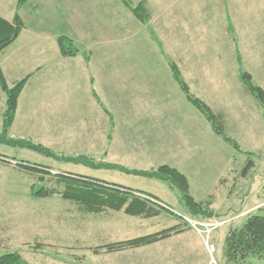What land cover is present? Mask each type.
Returning <instances> with one entry per match:
<instances>
[{"label": "rangeland", "instance_id": "rangeland-1", "mask_svg": "<svg viewBox=\"0 0 264 264\" xmlns=\"http://www.w3.org/2000/svg\"><path fill=\"white\" fill-rule=\"evenodd\" d=\"M17 1L0 0V16L12 20ZM140 1L131 0L133 4ZM145 1L146 22L137 18L122 0H29L19 10L25 24L23 31L1 55L8 83L12 86L31 74L24 90L25 98L33 94L31 89H35L36 95V88L46 86L45 80L56 89L73 87L77 92L80 86L79 93L85 94L84 98L79 101L80 94L71 95L73 102L80 105V111L90 108L87 100L92 97L109 114L110 151L109 157L100 159L104 165L123 166L116 162L123 158L124 162L133 161L143 168L137 170L169 165L187 176L191 194L197 201L209 203L215 215L208 219L195 218L181 199L183 206L176 209L177 213L173 212L190 232L174 240L175 247L188 248L183 255L175 253V264H264V257L257 255L230 256L225 244L230 228L241 227L248 217L264 207V106L242 79V73L247 72L264 89V0ZM60 36L71 40L74 56L62 55ZM171 63L178 66L191 92L220 115L225 135L238 144V150L215 132L202 112L184 99ZM41 65H46L43 71L38 69ZM89 89L93 93L88 97ZM3 98L7 99L6 94L0 90V157L2 154L10 157L0 161V255L17 251L30 264L81 261L89 264L82 257L86 247L77 251L59 244L34 252L24 245L25 239L39 238L45 226L47 233L56 226L54 230L63 236L88 229H78V222L65 220L68 216L65 208L72 205L71 200L59 194L33 195L34 190L58 188V185L37 181L36 174L21 169L18 163L47 162L44 153L7 143V140L32 141L52 151L54 156V151L69 145V141L63 142L64 138L83 137L89 131L87 123L21 121L19 117L5 137ZM63 99L69 98L63 96ZM92 123L101 132L102 121ZM115 143L116 151L112 150ZM88 144L86 139L79 142L83 148ZM118 153L125 158L115 155ZM249 161H253L254 167L244 176L243 169ZM65 166L77 168L72 170L78 173L118 182L150 181L105 169L86 173L83 165L64 164L56 168L70 170ZM50 173L46 175L48 181L59 172ZM158 186L162 198L174 204L179 192L168 188L173 195L170 196L162 184ZM43 214L47 215L45 225L40 222ZM28 216H31L29 221ZM59 217L62 222L53 224V218L59 220ZM165 217L158 227L175 219ZM195 221L214 222L207 227L195 226ZM116 225L113 233L118 235L131 230L123 226L124 221ZM107 227L103 231L107 232ZM93 228L92 234L97 232ZM101 246L95 248L100 250Z\"/></svg>", "mask_w": 264, "mask_h": 264}, {"label": "crops", "instance_id": "crops-1", "mask_svg": "<svg viewBox=\"0 0 264 264\" xmlns=\"http://www.w3.org/2000/svg\"><path fill=\"white\" fill-rule=\"evenodd\" d=\"M45 66L46 65H41L39 66L38 69H40V71L42 69L43 71L45 69L44 68ZM47 75L49 76L50 73H47ZM45 81H46L45 82L46 86L36 88V95H35V89L33 88L31 89L33 91V94L28 95L27 98H25L24 97L25 89L23 90L19 98L17 114L14 121H18L19 117H21V121H84L85 122L84 124L87 123L89 127V131H87V133H85L83 137L74 135L70 138L69 137L64 138L63 142L69 141L68 146L62 147L61 151H56V152L54 151L55 153L54 156L52 155L49 156L44 154L48 161L37 164H40L43 167H47L49 171L55 170L57 172L73 173V174L101 180L105 182L104 184L108 183L109 185H114L116 186V188L112 189L114 192L111 193V196L114 198L116 197L115 199H119L120 196H127V200L125 205L121 209H115L114 207H109L101 210L100 212H85L76 203L72 202L71 203L72 205H70V207L65 208L67 211L66 213H68V216L65 218V220L76 221L78 222V229L80 227L83 229L87 228L88 229L87 231L82 230L80 232H77L76 235L68 236L67 234L66 236H63L61 235V232H56L54 230L56 226H53L54 229L48 231V233L46 232L47 226H45V231L41 233V236L39 238L37 237L31 240L25 239L27 241L24 240L25 241L24 245L29 247L31 251L34 252H36L37 248L38 249L44 247L54 248L56 245L59 244L67 245L68 247H70L69 250L74 249L77 251L80 249L85 250L86 247L87 251L83 253L82 257H85V259L88 260L89 264L91 263L92 264H175L176 261L174 256L175 253L179 252L183 255L184 250H188V248L184 249L183 246L179 248L175 247L174 240L177 237L178 238L183 237L190 232V230H185L184 221H180L181 220L180 216H178L173 212L176 211V209H178V207H180L181 205L183 206L178 191L174 187H172L168 182L163 180L146 178L143 176L129 174L121 170L96 168L80 162L65 160L64 159L65 157L86 156L89 157L90 159H94V161L97 163L104 164L103 161L101 160H103V157H109V151H110V144L108 143L109 139L107 135L109 131L108 124L111 121H107V118L109 117L108 112L99 102L95 100H94L95 102L92 101V97L90 101L87 100V102H89L90 108H87L82 111L79 110L78 107L80 105L73 102L74 97H72L71 95L74 93L80 94L79 96H77L78 100L80 101V99H83L85 94H82L81 96V93H79V90L81 88L80 86H77L78 87L77 92H75L74 90L75 88L73 87H68V88L64 87L61 89H56L55 87L49 86L51 84H48L47 80ZM87 91H88L87 95L89 97L93 93V91L92 89H89ZM179 91L181 92V89ZM52 92L53 94L50 97L47 96ZM59 94H61L62 96L58 97ZM181 95L184 96L183 91L181 92ZM37 96L40 97L37 98ZM63 96H66V98L69 99H63ZM180 99H182V102L184 101L183 97H181ZM184 99L187 102H189L185 96ZM37 100L39 101L38 103ZM5 101L6 99L3 98V104H5ZM94 109H96V112L94 111ZM47 111L49 113H47ZM57 111H59V114H56ZM34 114H36L37 116H34ZM92 121H102L101 123L102 127L100 129L101 132H97L98 126L92 123ZM104 137H106V140H104ZM85 139L86 142H89L88 144L89 146L83 148L82 146H79V142ZM116 144L117 143L112 145V150L113 149H115V151L117 150ZM115 155H117L119 158L121 156L119 155V153ZM145 156L147 155L145 154ZM8 158H10L8 155L2 154V156L0 157L1 159L0 161L2 160L7 161ZM120 160L123 162H121ZM120 160H116V162L129 169H143L137 166V164L133 163V161L124 162L123 158H121ZM64 164L65 165L70 164V166L83 165L84 166L83 168L86 169L85 171L86 173H89L88 170L100 171L105 169V170L115 171L117 174L124 173L128 175H133L135 177H143L150 181L140 179L139 181H135L137 183H134V181L131 180L130 181L132 183L123 182V181L118 182L115 179L96 178L95 176L78 173L76 172V170H72L77 168L70 169L69 167L65 166L67 169L70 170H63V171H61L59 168H56L58 165L59 167H61ZM108 177L112 178L111 176ZM153 180H159L164 183H158V181H153ZM158 184H162V187H165L167 189L170 196L173 195L170 193L169 189L175 191L178 194V198L176 199L175 197L174 204L169 203L166 199L162 198V194H161L162 189L158 186ZM146 199H148L147 201L148 206H151L153 209L158 210V213L155 216L145 217L139 215H132L128 213L127 210L128 208L131 209L136 208L140 200L146 201ZM151 199H154L157 202H153L151 201ZM149 200L155 203L156 205L150 203ZM123 216L125 217L122 218ZM165 216H170L172 219L173 218L178 219L180 222H174L175 219H173V221L170 220L169 224H162L160 227H158V225L163 222L162 220L163 219L165 220L166 218ZM44 217L47 218V215H44L42 217L40 216L41 218L40 222H42L43 225H45ZM29 220H31V216H28L27 221ZM123 221H124L123 226L126 228H131V230L126 231L121 235L113 233L115 232L113 226L115 225V228H117L118 226L116 225V223H120ZM149 221H152L150 225L148 223H145ZM57 222L61 223L62 217H59V220L53 218V224H58ZM105 223L111 224L110 227H107V225H105L108 228L107 232L103 231L104 228H106L104 226ZM93 224H95V226ZM89 226H91L90 231H92V228L94 227L93 229H96L97 232H95L94 234L90 233ZM156 226L157 228H155ZM173 226H179L181 230L177 233H173L171 236L165 239L154 242L152 244L139 246V247L128 246V247L114 248V249L108 248V246L111 244L145 236ZM150 228L152 229L148 230ZM65 238H67V241H65ZM96 245L97 246L102 245L101 246L102 248H100V250L99 248L96 249L95 248ZM89 247H92L93 252L90 249H88ZM75 260L76 261L78 260L79 262V258L78 259L75 258ZM82 263L83 262L81 261L78 264H82Z\"/></svg>", "mask_w": 264, "mask_h": 264}, {"label": "trees", "instance_id": "trees-1", "mask_svg": "<svg viewBox=\"0 0 264 264\" xmlns=\"http://www.w3.org/2000/svg\"><path fill=\"white\" fill-rule=\"evenodd\" d=\"M28 1L29 0L17 1V10L12 20H8L0 16V90L3 91L7 97L6 108L3 112V136L5 137L13 125L17 114L19 98L27 86V83L31 78V74L22 78L21 80H18L14 83V85H9L1 65V55L7 47H9L18 39L21 32L23 31L25 24L22 16L19 13V10ZM122 1L141 21L146 22L148 20L147 3L145 0L140 1L137 4H133V1L131 2V0ZM58 41L62 55L74 56L76 54V51H74L72 47L71 40L68 37L60 36ZM171 68L174 79L179 83L188 101L203 113L207 120L210 121L217 134L222 135L226 141H228L234 146L235 149L238 150V144L234 140L230 139V137L225 135V131H223V122L221 123L219 121L220 115L213 113L206 103H204L200 98L196 97L191 92L188 83L181 77V71L175 63H171ZM242 79L249 92L258 98V100L264 106V89L256 85L252 81L250 74L247 72L242 73ZM7 143L33 149L49 156L53 154L52 151L45 148L41 144L32 141H25L23 139L19 142L7 140ZM69 158L72 157H65L67 160H74L76 162L96 168H118L121 171L129 174L167 181L179 192L184 205L195 218L208 219L214 217L215 215L214 210L209 208V203L199 202L191 194L190 183L187 176L172 166L161 165L156 169L137 170L114 164L104 165L101 163H96L94 160L86 157H77L73 160ZM18 166L21 167V169L23 168L28 172H31L32 174H36L38 178L37 181L58 185V188L54 186L53 188L44 187L39 190H34L33 195L38 197H51L53 195L59 194L64 199L71 200L72 202L76 203L85 212H100L101 210L109 207L121 209L127 200V196H120L119 199L112 197L111 193L114 192L112 189L116 188V186L109 185L108 183L104 184L105 182L101 180L73 173L59 172L54 174L55 176H52V178L48 181L46 180V175L51 174V171H49L47 167H43L37 163L31 164L28 162H19ZM252 167H254V163L253 161H249L243 169V175L246 176L248 170ZM147 201L148 199H146V201L140 200L136 208L127 209L128 213L145 217L155 216L158 213V210L148 206ZM151 201L157 202L154 199H151ZM151 201L149 200L150 203L156 205ZM260 210L261 211L259 212L262 213L257 212L256 214L251 215L241 227L230 228L228 234L225 237L227 252L230 256L240 255L242 257H247L249 255H257L259 257H264V207ZM180 230L181 229L179 226H173L145 236L111 244L108 247L110 249H114L128 246H144L165 239L171 236L173 233L179 232ZM0 264L30 263L25 258H23L19 252L15 251L0 255Z\"/></svg>", "mask_w": 264, "mask_h": 264}, {"label": "built area", "instance_id": "built-area-1", "mask_svg": "<svg viewBox=\"0 0 264 264\" xmlns=\"http://www.w3.org/2000/svg\"><path fill=\"white\" fill-rule=\"evenodd\" d=\"M212 222H214V221H209V222H198V221H195L194 222V225L196 226L197 224H199V225H204V226H211V225H213V223ZM221 223H218L217 225H220Z\"/></svg>", "mask_w": 264, "mask_h": 264}]
</instances>
